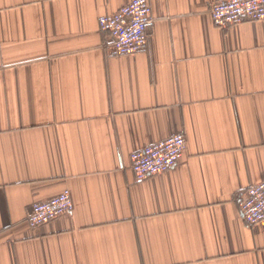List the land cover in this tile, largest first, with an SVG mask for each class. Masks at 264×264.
Returning <instances> with one entry per match:
<instances>
[{"label": "crops", "instance_id": "0c3cea01", "mask_svg": "<svg viewBox=\"0 0 264 264\" xmlns=\"http://www.w3.org/2000/svg\"><path fill=\"white\" fill-rule=\"evenodd\" d=\"M131 1L0 0V264H264L238 208L264 181V21L148 0L147 49L116 56L98 19ZM176 134L178 165L136 182L131 154Z\"/></svg>", "mask_w": 264, "mask_h": 264}, {"label": "built area", "instance_id": "2783aa9c", "mask_svg": "<svg viewBox=\"0 0 264 264\" xmlns=\"http://www.w3.org/2000/svg\"><path fill=\"white\" fill-rule=\"evenodd\" d=\"M214 26L230 28L244 22L264 21V0H218L210 6ZM100 31L112 39L116 56H130L147 49L149 32L154 26L148 0H132L115 13L100 16ZM186 150L183 135L176 134L133 152L130 169L136 182L164 174L175 168ZM240 218L247 226L264 222V181L247 188L238 202ZM73 210L71 194L64 190L59 195L32 204L27 217L30 228H37Z\"/></svg>", "mask_w": 264, "mask_h": 264}]
</instances>
